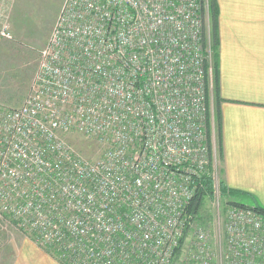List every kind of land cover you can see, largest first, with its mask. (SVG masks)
<instances>
[{
  "label": "built area",
  "instance_id": "obj_1",
  "mask_svg": "<svg viewBox=\"0 0 264 264\" xmlns=\"http://www.w3.org/2000/svg\"><path fill=\"white\" fill-rule=\"evenodd\" d=\"M203 2L64 1L24 103H0L1 221L63 264H173L189 230L187 264H214L190 211L205 175L222 197ZM226 212V264H264V216Z\"/></svg>",
  "mask_w": 264,
  "mask_h": 264
},
{
  "label": "crops",
  "instance_id": "obj_2",
  "mask_svg": "<svg viewBox=\"0 0 264 264\" xmlns=\"http://www.w3.org/2000/svg\"><path fill=\"white\" fill-rule=\"evenodd\" d=\"M215 1L220 181L230 196L264 207V0ZM16 248L14 264H62L33 240Z\"/></svg>",
  "mask_w": 264,
  "mask_h": 264
},
{
  "label": "rangeland",
  "instance_id": "obj_3",
  "mask_svg": "<svg viewBox=\"0 0 264 264\" xmlns=\"http://www.w3.org/2000/svg\"><path fill=\"white\" fill-rule=\"evenodd\" d=\"M64 1L0 0L2 2L0 3L1 104L18 107L24 103L38 68L40 52L51 37ZM214 89L215 87L213 92ZM213 96L209 113L210 117L213 115L216 122V111L215 114L212 113L213 105L216 110L215 93ZM69 140L75 150L88 159L96 160L103 154L101 145L85 136L72 134L69 136ZM232 199L251 203L247 198L237 195H233ZM228 204V199L223 195L221 197L217 192L215 198L205 200L201 212L196 216L197 222L201 223L208 232L207 241L210 250L215 252L214 264H226L225 255L228 252L226 250L225 223ZM30 235V232L23 231L18 224L10 219L0 220V264H14L17 255L16 246L26 238L33 240L40 247V244ZM194 241L195 235L192 230H189L185 237L186 244L184 243L181 247L180 254L175 257L173 264H187V259L191 256L188 244H193Z\"/></svg>",
  "mask_w": 264,
  "mask_h": 264
},
{
  "label": "trees",
  "instance_id": "obj_4",
  "mask_svg": "<svg viewBox=\"0 0 264 264\" xmlns=\"http://www.w3.org/2000/svg\"><path fill=\"white\" fill-rule=\"evenodd\" d=\"M206 0H202L203 4L205 3ZM208 3V11H209V22H210V27H211V38H212V43H213V49H214V59H215V52L217 48V39H216V20H217V15H218V9L216 5L215 0H207ZM205 6V4H204ZM203 13H205V8H202ZM215 61V60H214ZM214 93H215V99L217 98V89H218V80H217V69H216V64L214 66ZM217 101V100H216ZM218 102V101H217ZM216 119H217V124L219 127L220 123V112L219 108L217 106L216 108ZM220 149V145H219ZM220 190L222 192V195L227 196L229 204H235L237 206H244V207H249L260 213L261 215L264 216V207L261 205H256L253 204L252 202L249 203H244V202H239L234 199H232V196H230V193H227L225 190V187L223 186L222 182H220ZM214 195V188H213V180L211 177L205 175L201 181L199 182V189L197 192V195L195 197V200L193 201L190 211L194 213L195 215H198L201 212L202 205L204 204L205 200L207 198H212ZM183 246V240L181 242V247ZM181 247H179L176 251L175 256H178L181 251Z\"/></svg>",
  "mask_w": 264,
  "mask_h": 264
}]
</instances>
